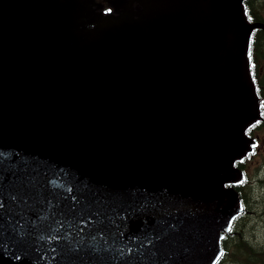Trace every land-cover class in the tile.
I'll use <instances>...</instances> for the list:
<instances>
[{
  "label": "water",
  "instance_id": "1",
  "mask_svg": "<svg viewBox=\"0 0 264 264\" xmlns=\"http://www.w3.org/2000/svg\"><path fill=\"white\" fill-rule=\"evenodd\" d=\"M0 0V264H215L259 117L244 0ZM240 25L236 26V23Z\"/></svg>",
  "mask_w": 264,
  "mask_h": 264
},
{
  "label": "trees",
  "instance_id": "2",
  "mask_svg": "<svg viewBox=\"0 0 264 264\" xmlns=\"http://www.w3.org/2000/svg\"><path fill=\"white\" fill-rule=\"evenodd\" d=\"M245 14L250 22L264 23V0H247ZM262 47L264 29L256 28L252 32L248 51L252 79L255 83L259 69L257 54ZM256 87L259 90V86ZM259 182L263 183L264 179H260ZM255 185L258 186L257 183ZM234 187L239 193L242 207L246 210L237 215L232 222L231 230L221 240L222 255L216 264H264V240L261 241L264 237V226L259 225L264 224V198H260L261 195L258 194V189L263 186H258L256 191L255 186H249L243 181ZM252 205H259V210L262 209L260 214L255 215L256 218L247 214L250 213Z\"/></svg>",
  "mask_w": 264,
  "mask_h": 264
},
{
  "label": "flooded vegetation",
  "instance_id": "3",
  "mask_svg": "<svg viewBox=\"0 0 264 264\" xmlns=\"http://www.w3.org/2000/svg\"><path fill=\"white\" fill-rule=\"evenodd\" d=\"M96 8L97 10H99L100 12L104 14H108V13L118 14L126 10H130L131 12H134V11L136 12L138 10V7L135 4L130 3L129 0H110L108 3L101 2L97 4ZM261 95L263 97V101L261 102V119L259 120L257 124H254L251 127H249L247 131V135L250 138V148H249L248 155L244 159L236 163L237 168L244 173L246 179L248 177L249 179L252 178L248 176L249 174L248 169L250 168L249 166L253 167L252 158H253V155L256 154L258 150L257 143L259 141V138L257 137V134H259V130L262 128V126H264V89H263V86L261 87ZM255 171H259V173H262L263 167L261 168L256 167ZM245 183L248 184L246 180H245Z\"/></svg>",
  "mask_w": 264,
  "mask_h": 264
},
{
  "label": "rangeland",
  "instance_id": "4",
  "mask_svg": "<svg viewBox=\"0 0 264 264\" xmlns=\"http://www.w3.org/2000/svg\"><path fill=\"white\" fill-rule=\"evenodd\" d=\"M257 57L259 59V69H258V75H259V78H260V84L263 86V89H264V47H262L258 54H257ZM257 137L259 138V141L257 143V152L256 154L253 155V158H252V166H249L250 168L248 169L249 170V173L250 174V177L252 181H254V179H264V126H262V128L259 130V134H257ZM261 168L263 167V172L262 173H259V171H254L255 168ZM258 184V186L260 187L261 185L263 186V188L261 189H258V186H256L255 184ZM253 186H255V190L257 191V189L259 190V193L261 196H259L260 198H264V182L263 183H260L259 181L257 182H254L253 183ZM259 205H252V208H251V211L250 213L247 212V214H251V216H257V213L260 214L261 210H259ZM255 216V218H256ZM257 220V219H255ZM258 223V222H257ZM257 223H254L255 225ZM259 225H263L264 224H259ZM264 240V237H262L261 241Z\"/></svg>",
  "mask_w": 264,
  "mask_h": 264
},
{
  "label": "bare ground",
  "instance_id": "5",
  "mask_svg": "<svg viewBox=\"0 0 264 264\" xmlns=\"http://www.w3.org/2000/svg\"><path fill=\"white\" fill-rule=\"evenodd\" d=\"M238 25H240V22H237V23H236V26H238Z\"/></svg>",
  "mask_w": 264,
  "mask_h": 264
},
{
  "label": "snow or ice",
  "instance_id": "6",
  "mask_svg": "<svg viewBox=\"0 0 264 264\" xmlns=\"http://www.w3.org/2000/svg\"><path fill=\"white\" fill-rule=\"evenodd\" d=\"M229 230H231V229H229Z\"/></svg>",
  "mask_w": 264,
  "mask_h": 264
}]
</instances>
